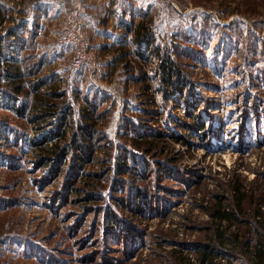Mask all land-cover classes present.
Masks as SVG:
<instances>
[{"label":"rangeland","instance_id":"374dc122","mask_svg":"<svg viewBox=\"0 0 264 264\" xmlns=\"http://www.w3.org/2000/svg\"><path fill=\"white\" fill-rule=\"evenodd\" d=\"M80 4L98 79L58 42ZM140 24L152 45L134 42ZM169 56L185 96L159 70ZM40 99L57 108L35 127ZM87 110L93 156L79 136L60 167L42 165L35 142L72 140ZM231 182L264 212V0H0V264L194 261Z\"/></svg>","mask_w":264,"mask_h":264},{"label":"trees","instance_id":"16d2710c","mask_svg":"<svg viewBox=\"0 0 264 264\" xmlns=\"http://www.w3.org/2000/svg\"><path fill=\"white\" fill-rule=\"evenodd\" d=\"M152 36L153 28L151 26H146L145 24H140L137 29L134 30L133 40L138 43L140 47L144 46V44L150 46L153 44ZM20 42L21 40H19V43ZM139 50H141V48ZM136 55L139 56V59H146V56L140 51L136 52ZM159 70L164 71V77L167 79L166 82H168L170 88H174L172 92L175 93L179 91L182 96H185V86H183L181 82L183 71L181 70L178 61L176 63V61L172 60L170 56L161 58ZM20 71L18 76L22 77L23 75H21ZM166 92L171 91L168 90ZM56 106L57 105L54 101L48 102L44 99L38 100L37 107L41 110L39 111L38 108L35 107L36 117L32 121L34 126L36 127L38 123H42V120H47L48 117L54 114L53 112H55L54 110L57 108ZM91 120L90 111H84L83 121L85 123L78 127V131L73 135V139L68 140L67 132H64L57 137V142L56 144H53L52 148L46 146L44 142H35L36 149H41V152H44L40 163L42 165H53V168L60 167L68 159V149L70 150L72 145V148H74V145L78 146L76 143L78 142L79 136L84 142L82 147L86 148L85 155H88V158L92 157L94 154V137L91 131L93 126ZM58 122L59 126H66L69 123L67 117L60 118ZM200 122L199 118H195L190 126V130H204L205 125L200 124ZM172 137L177 138V141L180 142L178 135H172ZM45 141L47 142V139ZM62 141L65 142L64 145L61 144ZM69 143L71 146L68 148L67 146L70 145ZM80 147H76V149ZM79 167L81 168L82 166ZM119 168V174L126 171V169L121 166ZM72 175V179L75 178L76 175L78 176L75 172H72ZM82 175V178L85 180L90 179L92 176L90 174L86 175V173H83ZM228 188H230L228 191L231 194L233 193L231 195L232 197L229 199H226V197L220 198L214 208L213 217L220 221V223L215 224L213 227L215 231L214 236L209 237L210 241L208 243L199 242V244H196L193 251H195L197 259L191 261L190 258L183 257V260H181L183 264H236L235 260L240 259L234 249L244 253L242 257H244L247 262L242 259L241 264H264V219H261L264 216V212L260 208H254L256 196L254 193L246 190L245 183L231 182L229 183ZM76 192L78 191L76 190ZM249 211H251V214H249ZM252 214L255 215V219L258 218L261 220L255 222L250 220H240L241 216H251ZM224 223H228V225L224 226ZM233 223L238 224L235 229L232 226ZM225 246L232 247V250L230 252H222L221 248ZM219 257L222 259L220 260Z\"/></svg>","mask_w":264,"mask_h":264},{"label":"built area","instance_id":"2783aa9c","mask_svg":"<svg viewBox=\"0 0 264 264\" xmlns=\"http://www.w3.org/2000/svg\"><path fill=\"white\" fill-rule=\"evenodd\" d=\"M77 10V15L72 16L65 23L66 27L60 34L58 42L63 47L64 52L66 50L72 52L71 69L75 73H80L85 69L98 79L104 74V64L100 58L95 56L91 42H89L88 36L83 30V16L87 13L85 5L80 4Z\"/></svg>","mask_w":264,"mask_h":264}]
</instances>
